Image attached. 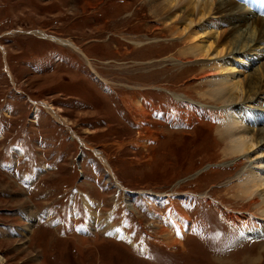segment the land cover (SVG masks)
Wrapping results in <instances>:
<instances>
[{
	"label": "rangeland",
	"instance_id": "1",
	"mask_svg": "<svg viewBox=\"0 0 264 264\" xmlns=\"http://www.w3.org/2000/svg\"><path fill=\"white\" fill-rule=\"evenodd\" d=\"M148 1L0 0V264H264L240 177L264 146L230 153L216 77L199 79L223 54L191 49L231 22L198 38L190 7ZM261 46L235 79L263 75Z\"/></svg>",
	"mask_w": 264,
	"mask_h": 264
},
{
	"label": "bare ground",
	"instance_id": "2",
	"mask_svg": "<svg viewBox=\"0 0 264 264\" xmlns=\"http://www.w3.org/2000/svg\"><path fill=\"white\" fill-rule=\"evenodd\" d=\"M148 3L151 6L155 5L156 10L163 12V14L165 10L168 11L170 8L180 5L177 9L180 10L182 16L185 14L186 9L190 7L193 13L189 18H185V29L188 27H195L191 33L200 36L198 38H202V34H198V30H205L201 27V24L202 20L207 17L223 16L224 20L227 19L228 22H231L232 26L227 33L224 34L218 33V31L214 32L212 28L214 25L211 24L209 31L204 32L208 36L212 34L215 41L195 40L191 45V49L196 51L199 57H204L208 55L213 44L218 43L215 48V54H223V56L220 57L217 64L211 66V68L205 71L199 79L216 77L214 80L215 83L212 88L209 89V92L222 104L220 109H222V113L226 116V118L223 116V126L225 128L224 140H227L229 143L230 153L236 154V156L239 155L240 157L246 156L245 153L252 152L258 154L261 151V149L258 148V143L264 146V128L259 123V120H261L260 118L264 119V104L262 102L264 97L261 98L260 96V94H264V62L261 65L263 75L253 73L245 80H237L235 79V74L237 75V70H239L237 68V63L239 66H243L244 64H250L249 60H259L257 58L259 56L258 52L261 50V45L264 43V18L260 17V15L257 16L256 14L259 12L256 10H254L256 14H253V12L247 11V9L240 8L239 0H160L156 4H154L155 2H153V0H150ZM182 7H184V9H182ZM247 16L251 19L249 20ZM167 19L168 18L165 19L167 24L164 30H169L171 35H179V31L175 28L174 24L168 23ZM243 26L244 28H242ZM41 34H43V32H41ZM62 40L65 39H61L60 41L62 42ZM71 45L74 46L73 43ZM99 78L101 77L99 76ZM101 80L105 81L102 78ZM176 98L179 99L178 96H176ZM246 98H250L248 101V103H250L249 106L245 104ZM246 106L253 108V112L250 116L251 123H248L249 125L242 124V118L239 119L238 116L240 109ZM46 107L50 110L53 109L51 104H47ZM37 111L38 108L35 107L34 113ZM55 116L57 120L65 122L61 119V116L57 114ZM253 126L261 127H257L254 131L253 128H251ZM17 149L22 152L21 149ZM263 161L257 160L253 170L250 168L242 169L240 177L245 174L244 178L242 177L243 179L241 180L243 186V188L241 187L243 189H241V194L248 197L249 204L254 206L255 212L260 210L261 213L264 214ZM238 163H240V160L235 161L234 165H238ZM154 196L159 197V194L154 193ZM251 215L254 216V213ZM232 218H234L236 222L241 221L242 224H245L241 216L232 215ZM173 241L175 240L173 239ZM262 257L255 260V264L261 262Z\"/></svg>",
	"mask_w": 264,
	"mask_h": 264
}]
</instances>
